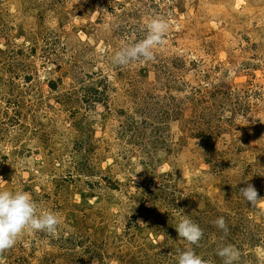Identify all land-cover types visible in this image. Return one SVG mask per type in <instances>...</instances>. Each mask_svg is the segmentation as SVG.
<instances>
[{"label":"rangeland","instance_id":"obj_1","mask_svg":"<svg viewBox=\"0 0 264 264\" xmlns=\"http://www.w3.org/2000/svg\"><path fill=\"white\" fill-rule=\"evenodd\" d=\"M153 17L170 23L155 59L114 65ZM242 182L264 197V0H0V190L61 220L0 264H223L229 244L264 264Z\"/></svg>","mask_w":264,"mask_h":264},{"label":"clouds","instance_id":"obj_2","mask_svg":"<svg viewBox=\"0 0 264 264\" xmlns=\"http://www.w3.org/2000/svg\"><path fill=\"white\" fill-rule=\"evenodd\" d=\"M169 27L168 20L153 17L147 24L146 35L135 43L121 46L111 58V62L124 67L141 60H154L153 49L155 46L165 44ZM242 183L245 186L240 187L238 191L251 207H256L259 201L264 200V197L259 196L254 185L248 182ZM60 223L61 220L55 212L40 209L29 193L21 190H0V255L12 248L23 233L41 231L54 235ZM138 223L144 225L143 221ZM214 224L219 229L227 231L224 217H218ZM175 229L179 240L183 239L191 245H198L204 234L200 226L185 214L175 225ZM217 255L222 258L223 264H235L239 258V251L229 244L219 247ZM178 264H209V262L192 248H186L179 252Z\"/></svg>","mask_w":264,"mask_h":264}]
</instances>
